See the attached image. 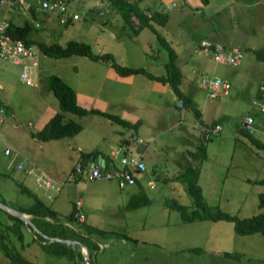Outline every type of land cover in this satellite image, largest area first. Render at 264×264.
Returning a JSON list of instances; mask_svg holds the SVG:
<instances>
[{"label": "rangeland", "instance_id": "obj_1", "mask_svg": "<svg viewBox=\"0 0 264 264\" xmlns=\"http://www.w3.org/2000/svg\"><path fill=\"white\" fill-rule=\"evenodd\" d=\"M61 1L67 4L68 12L61 22L51 10L46 11L49 20L45 18L42 22L41 8L35 0H24L16 6L26 11L27 3L32 2L39 10L33 17L40 24L32 31L35 38L61 45L68 39L81 40L89 44L93 53L109 52L121 66L153 69L151 62L160 47L150 28L145 26L138 34L129 35L130 28L123 25L109 0ZM172 1L173 5L167 8L166 3ZM190 3L135 0L137 7L148 15L151 11L164 13L166 21L164 25L159 23L158 32L173 33L186 48L191 44L197 46L201 38L214 32L238 44L249 41L259 47L264 45V34L256 24L253 6L244 7L239 0V5L216 10L217 2L213 0L206 6L193 7ZM202 7L205 10H200ZM23 20L24 14L16 22L22 24ZM236 30L239 31L235 33ZM237 49L236 65L216 62L198 53H193L192 59L186 55L181 60V69L189 72L192 88L200 100L206 95L197 85L200 75H218L229 83L225 94L209 97V106H217L218 110L204 111L205 120L214 118L220 131L204 140L203 156L186 155L190 154L187 149L195 150L200 134L194 104L176 107L177 94L169 87L167 93L156 89L160 83L144 73H132L126 79L106 60L77 53L53 57L38 50L32 85L21 81L17 64L0 57V102L4 110L0 123V203L25 213L20 210L34 195L57 212L52 219L45 217L49 222L42 219L38 225L46 232L70 235L78 241L77 234L68 229L78 222L66 217L73 205L74 211L82 213V218L74 216L76 219L102 230L91 232L94 245L87 259L90 264H264V237L260 232L239 234L232 221L225 219L182 221L180 212L170 206L176 200L187 211L195 207L184 183L173 178L179 158L184 165L190 163L198 169L197 182L210 210L219 209L238 217L264 213V205L258 206L264 184L253 181L264 177V149L252 146L238 129L244 115L251 114L249 130L264 140V111L252 104V99L264 103L259 89L260 84L264 85V61L257 60L243 47ZM192 66L195 70L190 72ZM51 73L73 89L80 106L93 105L130 122L139 121L137 126L124 127L142 137L137 150L144 154L146 170L142 171L145 178L140 186L120 187L113 178H82L73 168L75 163L85 162L77 146L94 145L101 135L111 133L110 124H118L111 118L106 122L104 115L94 111L70 113L68 119L72 117L81 126L74 134L53 139H39L31 134L58 110L57 97L45 87L44 76ZM189 138L192 143L186 142ZM133 139L131 136L126 142L135 148ZM4 147L9 148V154L3 152ZM18 162L22 168H17ZM48 177L51 183L47 185ZM131 197H135L130 202L138 203L136 207H126ZM9 213L18 216L0 205V237L12 254V259H8L0 248V264H85L83 249L77 243H66L71 256L56 254L52 248L61 247L57 242H52L51 250L46 252L42 243L51 240L44 232L38 233L31 214H25L27 221L18 216L20 233L6 228L5 224L13 223ZM62 227L64 232L58 229ZM40 235L46 239L41 241Z\"/></svg>", "mask_w": 264, "mask_h": 264}, {"label": "trees", "instance_id": "obj_2", "mask_svg": "<svg viewBox=\"0 0 264 264\" xmlns=\"http://www.w3.org/2000/svg\"><path fill=\"white\" fill-rule=\"evenodd\" d=\"M109 4L119 14L121 19L123 20V25L126 27L128 26L130 28V32L128 33L129 35L137 34L140 31V29H142L145 26L150 28V30L155 33V38L160 47V49H158L159 55L163 57L162 64L165 69V75H154L148 72L147 70H145L143 67L121 66L114 61L112 55L109 52L93 53L90 49L89 44L81 40L68 39L62 45L56 41H53L51 43H46L45 41L35 38L32 35L33 34L32 31L36 28V26L33 23H30V21L26 19L23 21L22 24H16L12 21H8L5 27V31L11 37L19 38L27 44H33L37 47L39 51L53 57L65 56L71 53H77L91 57L93 59L106 60L107 62H109V65H111L113 69L120 75H127L130 73L140 72V73H144L145 75H147L152 79H156L161 82H167L171 86L172 90L177 95L182 97L183 100L181 99V103H184L186 106H189L191 104V98L189 97V95L182 93L178 87L180 81V70L175 62L176 53L173 47L156 30L155 26L153 25V22L154 23L157 22V24L164 23L166 20L165 14L157 11H151L148 15L147 12L144 11V9H140L137 7V4H135V0H109ZM151 20L153 22H151ZM252 52L257 60L264 61V45L252 49ZM44 77H45V87L51 90L58 99V110L55 111L51 116H49L39 129L32 132V135L36 136L37 138L39 139L59 138L65 135H72L77 130H79L81 127L79 122L77 123V121L71 118L69 119L65 118L64 115L66 112H71L81 115L83 113H91V111H94L108 118H111L112 120L123 126L131 127L132 125L137 124V121L130 122L122 117H119L114 114H110L102 109H98L94 107L85 108L80 106L75 99V93L73 89L67 83H65L60 77L52 73L47 74ZM238 129L241 131V133H243L246 136V138L248 139V141L252 146L258 149H264V140H261L255 135H253L250 132V130L244 127L242 124L238 127ZM202 140L199 139V141L197 142L196 144L197 146L195 147V150L191 154L192 156H196L198 155V153H200L199 154L200 156H203V152H204L203 142L206 139H202ZM98 152L99 150L96 149L85 152L81 151L80 152L81 160L85 161L84 159H86V157L90 155L95 156ZM104 160L105 163L108 161L106 157H104ZM145 170H146V165H145V169L142 171ZM173 178H175L176 180H180L184 183L186 191L192 197V201L195 206L192 210L187 211L186 206L184 204H181L176 200H173L170 206L174 209H177L180 212L182 221H191L195 219H212V220L225 219L232 221L234 230L239 234L260 232L264 237L263 212H256L249 216L238 217L236 215L230 214L228 212L219 209H216L215 211L209 209V206L202 194L201 187L197 182L198 169H196L195 166H192V164L190 163L186 165L183 164L182 169L176 175H174ZM253 181L264 184V177L254 179ZM20 189H23V187H20ZM133 198L135 197H131L129 199V202L128 204H126V207L131 208V207H136L138 205V203L130 202ZM263 205H264V192H261L259 193L258 206L261 207ZM74 210L75 208L72 205L70 211L66 214V217L68 218L69 221H77L78 225L74 228L71 227L68 229L72 230L73 233L77 234L76 239L86 246L88 252V258H89L90 249L94 245V241L91 239L90 236L91 232L95 231L98 233V231L102 232V230L92 225L84 224L82 220L76 219L74 217ZM20 211L31 214L32 217L30 219L35 225V227L39 231L41 230L40 232H44L47 236L68 238L73 240L74 237H71L70 235H58V234L46 232L38 225L39 221L40 220L42 221V219L49 222L50 219H45L46 216L51 219L57 216L56 210L47 206L38 197L33 195V199L28 203V205L24 207V209H21ZM9 215L12 217L13 223L11 225L5 224L6 228L7 227L8 229L10 228L11 230H13V232H15V234L20 233V231L18 230V225H19L18 222L20 221V218L10 213ZM58 229L60 231L64 230L63 227ZM82 231L84 232V235H82L81 233ZM45 239H46L45 237L42 238L41 236V241ZM47 242L48 244L42 243L44 246L43 249L46 250V252L51 250L50 244L52 242H57L61 245V247L59 249L52 248V250L56 252V254L58 253L63 256H71V250L68 245H72V244L67 245L65 242H61L59 240H51ZM0 248H2V254L5 257H7L8 259L9 258L12 259V254L9 252V250L5 249L6 243L4 242L3 239H1V237H0ZM77 253L80 256H82L81 251H79V249L77 250ZM226 254L239 257L238 254H229V253ZM18 256L19 255L17 253L15 256L16 261H18ZM75 257H77V255ZM69 259H71V257ZM88 263H90L89 260Z\"/></svg>", "mask_w": 264, "mask_h": 264}, {"label": "crops", "instance_id": "obj_3", "mask_svg": "<svg viewBox=\"0 0 264 264\" xmlns=\"http://www.w3.org/2000/svg\"><path fill=\"white\" fill-rule=\"evenodd\" d=\"M181 1H182L183 4H184V2L188 3V2L192 1V3H190L189 5L193 6V7H196L198 5L199 6H206V5L212 3V0H178V3L181 2ZM213 1L217 2L216 5H215L216 6V10H217V8L224 9L226 6L229 7V6L239 5V0H213ZM240 1L243 3L244 7H248L249 8V6H253V10H254L253 12L255 13L256 19H257V22L256 21L255 22H256V24H259V27H260L261 31L263 32V34H264V0H240ZM35 2H36V0H35ZM16 3H21L22 4V3H24V0H22L21 2H18V1H15V0H6L3 4H1L0 5V18L5 19L7 22L8 21H12V22H14L16 24H21V23H17L16 21L18 19H21L22 15L24 14V20L25 19L26 20L29 19L30 23H33L35 26H39L40 25V24L36 23L37 21L33 18L34 16H37L39 10H37V8L32 4V2L27 3V5H26V9L27 10L26 11H24L23 9L19 8L18 6H16ZM172 5H173V1L171 3L170 2L166 3V7L167 8L171 7ZM31 7H33V8H31ZM200 10H205V8L202 7ZM40 11H41V13L43 15V17L41 19L42 22H44L45 18L47 20H49V17L46 16L47 15L46 11H49V10L41 9ZM162 24L164 25L165 22L162 23ZM153 25L155 26V28L157 30V27L159 26V24L156 25V23L155 24L153 23ZM42 26H44V25H42ZM142 29H140V31ZM171 31L173 32V30H171ZM238 31L239 30H236L234 32L237 33ZM174 33L177 34L176 30H174ZM161 35L168 41V43L173 47V49H174V51L176 53V58L175 59H177V60L175 62L178 65V68L180 70V81H179L178 87H179V89H180V91L182 93L189 95V97L191 98V104L192 105L194 104L193 106L196 109L197 114H198L197 118L200 120L199 121L200 122L199 123L200 124L199 125L200 129L203 128V127H207V126H209L211 124L218 123V122H216L214 120V118H213V120H210V119L205 120L206 117L204 115V111H208V109L213 108L212 113H214V112H216L218 110V107L217 106L216 107H210L209 104L211 102V100H210L211 97L209 98L205 94H204L205 98H201L202 100H200V98L196 97L197 93H196L194 87L192 88L189 72L187 71V69H185L186 73H184V71H182V69H181L183 67V65L181 63V60L182 61L185 60V58H183V57H185L186 55L188 56V58H191L193 56V53H198L199 55L201 54V55H203V57H211V56L206 54V53L201 52L197 48L198 44H197V46L195 44H193V45L191 44L192 46L189 45V48H186L184 45L181 44V40H180L181 38L179 39V37H176V36L173 37V33L170 34V35L169 34L168 35L161 34ZM263 37H264V35H263ZM173 38H175V39H173ZM204 38H207V39L215 41V42L222 43L223 45H225L227 47V49L243 47V48L249 50L248 52H251L252 54H253L252 49L257 48V47L260 46V45H258V46L254 45V43L250 44L249 41H247L245 43H239V44L235 43V42L231 41L230 39H228L227 37H225L222 33H219V32L211 33L210 37L209 36L208 37H203L201 39H204ZM156 51H157V53L155 54V58L152 59V60H155V61L151 62L152 64H154V67H152L153 69H146V68H144V69L147 70L148 72L154 74V75H165V69H164V66L162 64V60H163L162 58L163 57L159 55L158 49ZM182 51L184 53L180 54V52H182ZM6 60H8V59H6ZM8 61L11 62L10 60H8ZM190 62H192V61L190 60ZM11 63H14V62H11ZM186 63H187V61H186ZM14 64H17V63H14ZM17 65L19 66V64H17ZM257 65L258 64H256V66ZM194 70H195V68H193V66H192L190 68V72L191 71L193 72ZM106 73H107V71H106ZM113 73H116V72L113 71ZM130 74H132V73H130ZM130 74H127V76L122 75V77L128 79V77H129L128 75H130ZM263 74H264V70H262V77H263ZM33 76H34V80H35V72L34 71H33ZM151 80H154V81L160 83V86L158 88H156V89H159L160 91H163V93H167L169 88H171V86L167 82H161V81H158V80L152 79V78H151ZM32 85H35V84H32ZM176 98H177L176 99V103H175L176 107L181 108V107H185L186 106L184 103H182L181 106L178 105V101L179 100L181 101V99H182L181 96L177 95ZM80 102L81 101H79L78 98H77V103L79 105H80ZM104 103L105 102H103L101 104H104ZM0 104H2V103L0 102ZM92 106H90V107H92ZM88 107H85V108H88ZM96 108H98V107H96ZM99 109L104 110L103 108H100V107H99ZM70 113L71 112H66L64 117L68 118V115ZM73 114H75V113H73ZM76 115H78V114H76ZM104 117H105V121L108 122L109 118L106 117V116H104ZM155 117H156V115H155ZM69 118L73 119L72 117H69ZM180 121H181V119H179L178 122L180 123ZM138 122L139 121H137V123ZM194 125H196V124H194ZM109 128H110L111 133L106 132V134L104 133L103 135H101L99 137V139H97V141L95 142L94 145L86 146V145H83V144H79V146H77V148H79L80 152L81 151H84V152L85 151H92V150H95V149L96 150H101V151L104 150L103 153H101L99 151L96 155L100 154L103 157V159H104V157H106V159L110 160V162L111 161L116 162V160L119 157V155L121 153H124V152L137 154V155H139L141 157L142 161L144 162V160H143V155L144 154H142L140 151L137 150L138 149L137 145L139 144V142H141L142 137L138 138L137 134H133L132 131L128 132V130L125 129L124 126L119 125V124H117L116 126L110 124ZM124 134L127 135V137L124 136ZM131 136H133V138L135 139V140L133 139L134 143H136L135 148L134 147H129V145L126 142V140H129ZM197 139H198L197 142L199 141V139L202 140L201 130H200V134L197 137ZM111 140H113V143H111ZM186 142L192 143V140L189 138ZM144 147H147V145H144ZM187 150L189 151L190 154H186V155H191V153L194 151V149H193V151L191 149H187ZM115 151H116V153L113 154V152H115ZM95 156H91L90 155V156L86 157V159H84V160L87 162L90 159L95 158ZM181 157H183L182 154H181ZM176 164H177V167H178V169H177V173H178L182 169L183 163L178 158V160L176 161ZM142 173H143L142 171H137V172L134 173V177H135V183L134 184L135 185H139L140 186L142 181L144 180L145 177H144V174H142ZM147 173H148V171H147ZM176 174H174V175H176ZM48 178H50V177H48ZM151 185H152V183L149 184V186H151ZM25 214L30 215L29 213H25Z\"/></svg>", "mask_w": 264, "mask_h": 264}, {"label": "built area", "instance_id": "obj_4", "mask_svg": "<svg viewBox=\"0 0 264 264\" xmlns=\"http://www.w3.org/2000/svg\"><path fill=\"white\" fill-rule=\"evenodd\" d=\"M6 0H0V5ZM21 2L22 0H15ZM39 7L44 10H51L58 14L59 21L64 20V15L67 12V5L61 0H36ZM37 23V22H36ZM7 21L0 18V57L8 59L11 62L17 63L20 66L19 78L21 81L28 84H35L33 71L36 65L37 47L33 44H27L19 38H13L5 31ZM198 49L211 56L216 62L230 63L236 65L239 62V52L237 48L227 49L225 45L219 42L209 40L207 38L201 39L198 43ZM264 81V74L262 77ZM198 86L202 87L206 91L208 97H216L217 95L225 94L229 87L227 80H223L218 75L204 74L200 75L197 79ZM259 89L264 95V85L260 84ZM252 104H257L259 109L264 111V103L252 99ZM178 105L182 103L179 100ZM4 117V110L2 104H0V123ZM253 121L251 114H245L242 119V125L246 128H250V124ZM201 130L202 139H207L212 135H216L220 131V124L214 123L207 127H203ZM3 152L9 154V148L4 147ZM113 152V154H115ZM21 162L17 163V168H22ZM75 172L79 177L87 179H115L118 186L123 187L135 183L134 173L145 169L144 162L137 154L124 152L119 155L116 162L108 160L105 163L94 161V158L84 163L77 162L73 165ZM25 171V169H24ZM27 172V171H25ZM39 178V177H38ZM49 178L45 179V184H50ZM80 200H76L75 207L78 208ZM74 216L79 219L82 218V214L77 210L74 211Z\"/></svg>", "mask_w": 264, "mask_h": 264}, {"label": "water", "instance_id": "obj_5", "mask_svg": "<svg viewBox=\"0 0 264 264\" xmlns=\"http://www.w3.org/2000/svg\"><path fill=\"white\" fill-rule=\"evenodd\" d=\"M94 161H100V162H102V161H103V157H102L100 154H98V155L95 156ZM0 205H2L3 207H6L8 210H10V211L13 212L14 214L18 215L20 218H23L24 220L27 221L25 213L18 212L17 210H14V209H12V208H8V207L5 206L3 203H0ZM36 230H37V229H36ZM37 231H38V233L41 234V232H40L39 230H37ZM43 235H44L46 238H48L49 240H59V241H61V242H65V243H67V244H73V243H77V244H79V246H81L82 249H83V250H81V251L84 252V255H83L84 263H85V264H90V263H88V261H87V258H88L87 248H86V246H85L83 243H81V242H79V241H76V240H71V239H68V238H58V237H54V236H47V235H45V234H43Z\"/></svg>", "mask_w": 264, "mask_h": 264}]
</instances>
